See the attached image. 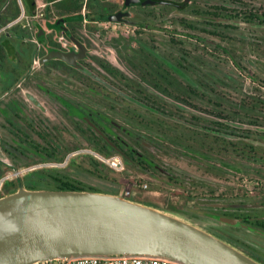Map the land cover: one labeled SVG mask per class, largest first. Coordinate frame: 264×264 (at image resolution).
Returning <instances> with one entry per match:
<instances>
[{
    "label": "flooded vegetation",
    "instance_id": "1",
    "mask_svg": "<svg viewBox=\"0 0 264 264\" xmlns=\"http://www.w3.org/2000/svg\"><path fill=\"white\" fill-rule=\"evenodd\" d=\"M134 1L0 31V197L102 188L264 264V0Z\"/></svg>",
    "mask_w": 264,
    "mask_h": 264
},
{
    "label": "water",
    "instance_id": "2",
    "mask_svg": "<svg viewBox=\"0 0 264 264\" xmlns=\"http://www.w3.org/2000/svg\"><path fill=\"white\" fill-rule=\"evenodd\" d=\"M159 2L167 1H134ZM220 220L242 226L234 219ZM81 255L153 256L183 264H262L190 220L120 194L20 187L0 197V264Z\"/></svg>",
    "mask_w": 264,
    "mask_h": 264
},
{
    "label": "built area",
    "instance_id": "3",
    "mask_svg": "<svg viewBox=\"0 0 264 264\" xmlns=\"http://www.w3.org/2000/svg\"><path fill=\"white\" fill-rule=\"evenodd\" d=\"M85 1V0H84ZM20 5V15L0 26V31L11 25L13 22L22 18L25 15L24 7L21 3V0H18ZM33 264H183L177 261H173L167 258L162 257H153V256H113V257H103V256H91V255H81L73 256L67 259L59 260H48L36 262Z\"/></svg>",
    "mask_w": 264,
    "mask_h": 264
},
{
    "label": "trees",
    "instance_id": "4",
    "mask_svg": "<svg viewBox=\"0 0 264 264\" xmlns=\"http://www.w3.org/2000/svg\"><path fill=\"white\" fill-rule=\"evenodd\" d=\"M25 13L31 14L34 9L33 0H21ZM50 4H53L58 10L64 12L65 10H71L79 8L82 4V0H46L45 8L50 10ZM20 5L17 0H0V26L4 25L20 15ZM72 190V189H68Z\"/></svg>",
    "mask_w": 264,
    "mask_h": 264
},
{
    "label": "rangeland",
    "instance_id": "5",
    "mask_svg": "<svg viewBox=\"0 0 264 264\" xmlns=\"http://www.w3.org/2000/svg\"><path fill=\"white\" fill-rule=\"evenodd\" d=\"M18 1V0H17ZM33 2H34V9H33V12L31 13V14H29V13H27V11H26V13H25V15L22 17V18H20L21 19V22H27V21H29L30 19H31V17L33 16V15H38V14H40L41 12H43V9H44V5L46 4V0H33ZM200 4L201 5H203V2H201L200 1ZM53 4H50V11L52 10V9H54L53 8V6H52ZM40 17H38V19H39ZM19 20V19H18ZM100 191H102V192H105V190L104 189H100ZM188 220V219H187ZM243 235L242 236H244V237H249L250 239H252L254 242H255V240H256V238L255 237H253V236H249V235H247V234H244V233H242ZM249 234V233H248Z\"/></svg>",
    "mask_w": 264,
    "mask_h": 264
},
{
    "label": "crops",
    "instance_id": "6",
    "mask_svg": "<svg viewBox=\"0 0 264 264\" xmlns=\"http://www.w3.org/2000/svg\"><path fill=\"white\" fill-rule=\"evenodd\" d=\"M35 15H33L32 17H31V19H34L33 17H34Z\"/></svg>",
    "mask_w": 264,
    "mask_h": 264
}]
</instances>
